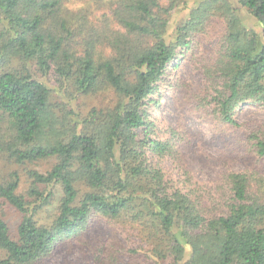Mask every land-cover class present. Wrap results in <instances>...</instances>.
Masks as SVG:
<instances>
[{"label": "trees", "instance_id": "obj_1", "mask_svg": "<svg viewBox=\"0 0 264 264\" xmlns=\"http://www.w3.org/2000/svg\"><path fill=\"white\" fill-rule=\"evenodd\" d=\"M183 62L195 92L171 80ZM166 89L233 132L264 112V0H0V161L31 168L23 193L0 181V212L22 216L11 236L0 215V264H45L94 218L91 264H264V134L246 129L251 168L202 184L187 131L154 116Z\"/></svg>", "mask_w": 264, "mask_h": 264}, {"label": "rangeland", "instance_id": "obj_2", "mask_svg": "<svg viewBox=\"0 0 264 264\" xmlns=\"http://www.w3.org/2000/svg\"><path fill=\"white\" fill-rule=\"evenodd\" d=\"M73 1V0H72ZM172 81L184 82L187 91L195 92L199 89V77L186 62L175 71L171 77ZM167 90V89H166ZM167 94L162 104L154 112V116L161 121L171 124L180 125L187 133L188 144L182 148L187 160L189 169L193 172L194 177L202 184L211 185L217 180V175L222 171H240L251 168L253 157L246 155L245 134L246 129L261 131L264 134V112L250 106H244L237 114L236 120L243 126L242 131L233 132L231 129L215 123L210 119L198 118L188 108L182 100L185 93L184 89L176 90L174 93L162 91ZM81 110L86 112L91 107H102L111 103L109 94L101 93L95 97H84L78 100ZM53 160L37 167L44 172L51 167ZM33 167V166H32ZM36 168V167H33ZM31 169L29 166L9 165L7 162L0 161V181L7 173L15 171L20 178L19 193L25 192L28 186L26 170ZM261 170L264 172V161L261 162ZM61 191L55 189L54 201L45 208L39 217L44 221L51 216L57 207ZM0 215L6 222L11 236L16 234L17 226L21 221V214L14 208L4 205L1 208ZM106 226L102 219H92L85 229L82 236V243L75 240L66 241L52 252L50 258L45 264H91V257L87 253V247L82 244H89L94 238L100 235H106ZM4 253L0 250V259Z\"/></svg>", "mask_w": 264, "mask_h": 264}]
</instances>
